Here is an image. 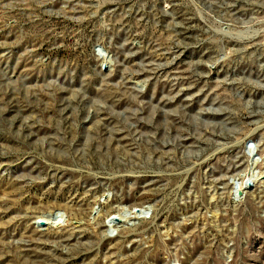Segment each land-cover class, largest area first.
Instances as JSON below:
<instances>
[{
  "label": "rangeland",
  "instance_id": "obj_1",
  "mask_svg": "<svg viewBox=\"0 0 264 264\" xmlns=\"http://www.w3.org/2000/svg\"><path fill=\"white\" fill-rule=\"evenodd\" d=\"M0 264H264V0H0Z\"/></svg>",
  "mask_w": 264,
  "mask_h": 264
},
{
  "label": "bare ground",
  "instance_id": "obj_2",
  "mask_svg": "<svg viewBox=\"0 0 264 264\" xmlns=\"http://www.w3.org/2000/svg\"><path fill=\"white\" fill-rule=\"evenodd\" d=\"M258 164H259V161L258 162H254L252 160L249 161V164H247L245 170L240 174L239 178L236 179L235 181L232 180L230 185L228 186L230 189V192H229L230 195H233L235 198L240 197L245 192V189L248 186L247 185L248 182L252 180L254 181L262 176L263 172L260 171L259 168H257ZM108 199H109V196H106V199H104V202H101L102 204L105 203V206H102V207L98 206L99 202L97 201V207H100V208L99 210L97 209L93 210V215H96L93 218L95 219V222L97 223V225L98 224L102 225L103 219H106L105 222H106V227H108L109 229V234H112L113 231L116 228H118L119 225L124 224V223L128 224V222L132 223V221H135L141 217L147 216V214L150 211V207H143L141 209H128L125 207H121V208H117L116 210H114V208H112L109 203L107 204ZM71 206L72 205H70L69 207L59 206L58 210L60 211V209H63L61 211H64L67 214ZM89 209L91 210V214H92V208L89 207ZM64 215L65 214H63V216ZM53 220H54V216L49 215L47 221H53Z\"/></svg>",
  "mask_w": 264,
  "mask_h": 264
},
{
  "label": "water",
  "instance_id": "obj_3",
  "mask_svg": "<svg viewBox=\"0 0 264 264\" xmlns=\"http://www.w3.org/2000/svg\"><path fill=\"white\" fill-rule=\"evenodd\" d=\"M102 69H105V65H103V68H102ZM249 144H251V143H248V144L245 146V150L248 148ZM248 185H251L250 182L248 183ZM39 224L42 225V222H38L37 225H39Z\"/></svg>",
  "mask_w": 264,
  "mask_h": 264
}]
</instances>
